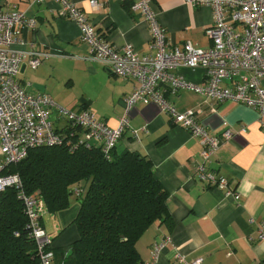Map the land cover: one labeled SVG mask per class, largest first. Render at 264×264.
I'll return each mask as SVG.
<instances>
[{
	"label": "crops",
	"instance_id": "crops-1",
	"mask_svg": "<svg viewBox=\"0 0 264 264\" xmlns=\"http://www.w3.org/2000/svg\"><path fill=\"white\" fill-rule=\"evenodd\" d=\"M91 9L88 0H73L92 22L95 30L116 47L131 44L139 55L151 53L149 25L139 10L132 8L137 0H97ZM10 4L35 20L33 29L24 27L23 45L33 46L50 56L35 69L23 64L17 74L19 85L30 93H45L69 109H89L101 121L115 126L124 114L129 127L120 136L115 151H136L147 156L155 177L167 191L169 215L149 226L136 241L143 260H150L154 242L168 238L153 264H183L175 253L186 259L203 257L202 264H261L264 257V115L256 108L227 100L216 102L189 89L165 97L179 110L199 109L198 121L212 135L232 130L207 163L217 175L225 177L240 195L235 201L224 190L208 188L197 179L195 164L200 162L199 139L153 102H137L126 110L125 98L135 82L110 72L92 59L89 45L81 40L77 24L58 15L54 0L33 3L32 0H0V8ZM151 8L167 40L175 44L191 42L199 48L211 44L204 30L213 21L208 6H193L186 0H152ZM187 81L201 84L204 70L178 67ZM65 80L66 93L54 96L51 81ZM264 89V78L260 81ZM76 87L78 92H73ZM76 93L75 95H71ZM214 109V110H212ZM126 110V111H125ZM133 131L137 137H134ZM79 209L77 198L57 213L46 210L41 216L45 231L52 238L55 251L68 246L77 236L73 223ZM56 264V261H54Z\"/></svg>",
	"mask_w": 264,
	"mask_h": 264
},
{
	"label": "built area",
	"instance_id": "built-area-1",
	"mask_svg": "<svg viewBox=\"0 0 264 264\" xmlns=\"http://www.w3.org/2000/svg\"><path fill=\"white\" fill-rule=\"evenodd\" d=\"M43 0H32L41 3ZM58 15L74 21L80 30V38L89 45L90 57L104 68L120 77L132 79L133 90L125 98L126 110L137 102H153L165 112L170 120L199 139L200 162L195 164L197 179L208 188L224 190L235 201L239 193L228 180L213 172L207 163L215 155L222 142L230 139L232 130L219 135L210 134L197 119L200 110L177 109L165 93L176 94L189 89L202 94L206 100L218 103L227 100L240 102L256 108L264 115V0H186L193 6H208L212 9L213 21L204 32L210 39L208 48H199L189 41L175 44L167 40L151 8L152 0H137L132 8L139 10L148 22L151 33V53L139 55L131 44L114 46L101 36L92 22L73 0H54ZM91 9H97V0H88ZM33 29L35 20L27 18L15 4L0 8V191L6 187L17 189L26 218L25 228L36 245L39 264H53L52 240L42 227L40 218L45 211L44 202L37 194L23 191L21 179L6 168L25 158L29 149L38 146L64 144L69 151L79 144H95L106 158L111 157L122 133L129 127L124 114L117 125L109 126L99 120L89 109H69L58 104L45 93H30L23 89L17 74L23 64L35 69L51 53L23 45L21 29ZM186 67L204 70L205 81L196 84L184 79L175 69ZM125 110V111H126ZM214 110V109H212ZM69 125L80 128L81 133L67 131ZM264 127V121H261ZM134 137H137L133 131ZM154 242L150 248L153 264L168 238ZM183 264H202L203 257L186 259L176 252ZM264 264V257L261 260Z\"/></svg>",
	"mask_w": 264,
	"mask_h": 264
},
{
	"label": "trees",
	"instance_id": "trees-1",
	"mask_svg": "<svg viewBox=\"0 0 264 264\" xmlns=\"http://www.w3.org/2000/svg\"><path fill=\"white\" fill-rule=\"evenodd\" d=\"M67 131L74 136L81 133L71 125ZM5 172L17 174L23 191L37 194L48 213L66 209L71 196L77 198L73 223L78 236L57 251L52 247L53 264H145L136 241L169 215L167 191L155 177L149 158L136 151L116 153L114 147L106 158L95 144H79L73 152L64 144L38 146ZM25 223L17 189L4 188L0 191V264H39Z\"/></svg>",
	"mask_w": 264,
	"mask_h": 264
},
{
	"label": "rangeland",
	"instance_id": "rangeland-1",
	"mask_svg": "<svg viewBox=\"0 0 264 264\" xmlns=\"http://www.w3.org/2000/svg\"><path fill=\"white\" fill-rule=\"evenodd\" d=\"M52 90L54 92V96H58V95H63L66 93V84H65V80H61V76L60 79H56V80H52L51 81V85ZM73 92H78L77 88L74 87L73 88ZM35 93V92H33ZM76 93H72L71 95H75Z\"/></svg>",
	"mask_w": 264,
	"mask_h": 264
}]
</instances>
